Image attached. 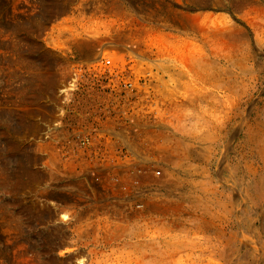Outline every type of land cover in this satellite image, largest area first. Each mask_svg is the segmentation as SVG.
I'll return each instance as SVG.
<instances>
[{"label":"rangeland","instance_id":"1","mask_svg":"<svg viewBox=\"0 0 264 264\" xmlns=\"http://www.w3.org/2000/svg\"><path fill=\"white\" fill-rule=\"evenodd\" d=\"M0 264H264V0H0Z\"/></svg>","mask_w":264,"mask_h":264},{"label":"built area","instance_id":"2","mask_svg":"<svg viewBox=\"0 0 264 264\" xmlns=\"http://www.w3.org/2000/svg\"><path fill=\"white\" fill-rule=\"evenodd\" d=\"M112 65V61L110 59L106 60V66L110 67ZM97 77V91L100 95V99L104 101H108L109 103L115 104L116 106H123L130 111L141 110L139 109L137 104V100L140 96L144 95L146 102L151 104L154 103L155 100V91L157 89L151 88L153 86V82L157 81V77L151 74H143L141 76L137 75H125L121 72H104L95 75ZM126 121H129L126 119ZM98 131V132H97ZM78 142L83 147H86L90 144H94L97 142H113V137L111 135H107L104 130H98L97 128L91 131H80L78 134L77 140L68 139L67 142ZM124 156L126 159H130L129 155H120L119 157ZM117 156H113L111 154L108 155V159H111L113 162L117 160ZM133 159H136L133 157ZM142 170L138 171V174H142ZM155 176L159 177L161 175L160 170H156ZM138 207H143V205H139Z\"/></svg>","mask_w":264,"mask_h":264},{"label":"crops","instance_id":"3","mask_svg":"<svg viewBox=\"0 0 264 264\" xmlns=\"http://www.w3.org/2000/svg\"><path fill=\"white\" fill-rule=\"evenodd\" d=\"M239 177H240V174H239ZM241 190V186H240V178H239V192ZM240 201V200H239ZM213 241H221V239H218V240H213ZM223 249H220L218 250L215 255L217 256H232V255H235V253H232V248H231V240L228 238V240H223Z\"/></svg>","mask_w":264,"mask_h":264}]
</instances>
